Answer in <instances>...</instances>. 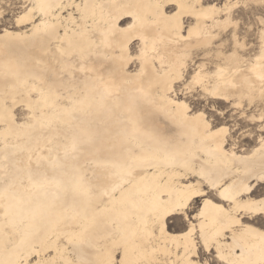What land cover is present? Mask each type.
Here are the masks:
<instances>
[{"label":"bare ground","instance_id":"1","mask_svg":"<svg viewBox=\"0 0 264 264\" xmlns=\"http://www.w3.org/2000/svg\"><path fill=\"white\" fill-rule=\"evenodd\" d=\"M23 1L0 30V264H207L199 246L264 264V138L227 149V129L174 94L195 47V85L260 121L261 17L245 27L237 1Z\"/></svg>","mask_w":264,"mask_h":264},{"label":"rangeland","instance_id":"2","mask_svg":"<svg viewBox=\"0 0 264 264\" xmlns=\"http://www.w3.org/2000/svg\"><path fill=\"white\" fill-rule=\"evenodd\" d=\"M236 1L238 2L236 5L238 4L239 5L235 7L234 13L236 14L240 12L241 14H243L242 21L243 23L246 24L245 27H251L252 29L259 28L260 26L259 24H257L258 19L262 17V15H264V10H263L264 5L262 4H260L261 6H259V4L248 2V4L249 3L251 4L249 5L246 4L247 5L246 6L245 4L242 3L244 0H210V4H214L217 7H222L225 4H231ZM26 5L27 2L24 3L23 0H0V30L8 29V28L14 29L16 25L15 20L17 16H19V14L22 12L23 8L26 7ZM173 11H175V7H169L166 9L167 13ZM182 21L185 24L184 32H186V30L190 27V25H193L195 22L194 19L188 15H183ZM137 53H138V43L134 42L131 49V55L133 56V58L128 65V69L131 72L134 71L138 66V62L135 59ZM188 56H187L188 58L186 57L185 59V65L181 69L182 77L177 83H175V87H174L175 97L178 98L179 100H183L184 102H186L192 112L204 113L206 118L212 124V126L225 127L228 133L227 142H226L227 149L232 147L234 148V151L236 150L235 152L238 154H242V153L246 154L250 152L254 147H256L259 144L258 140H260V138L261 139L264 138V130H261L262 129L261 127H263L264 129L263 126L264 121L262 120L257 121L258 116H254L255 119L252 118L251 113L249 114V112L245 111L244 108L246 106L244 105L245 103H243V107L238 110L229 103L226 104L224 102L215 101L211 99L209 96L207 98V95L203 93L200 90V87L198 85H195V82L192 80V77L194 76L197 67L202 61L200 60V55L195 53V47L189 50ZM204 69L206 71L211 72L213 71V65L206 63ZM255 194H257V198L263 197L264 186L261 185L260 187H257L255 189ZM208 195L212 196L211 193ZM200 205H201V198L195 199L191 203L190 207L187 210L188 218H191L197 212ZM192 222L195 223V220ZM262 226H263L262 228L264 229V224ZM188 227H189L188 221L184 220L182 217L180 220H176L175 218L168 219V229L169 232L172 234H179L185 232ZM193 239L194 241L196 240L195 241L196 243L198 242V239L195 236V232L193 235ZM199 245L200 244L198 243V246ZM215 256L216 254L214 252H212L209 255L206 254L199 246L198 256L196 258L194 257L193 260H196L199 263L207 262V264H225Z\"/></svg>","mask_w":264,"mask_h":264},{"label":"snow or ice","instance_id":"3","mask_svg":"<svg viewBox=\"0 0 264 264\" xmlns=\"http://www.w3.org/2000/svg\"><path fill=\"white\" fill-rule=\"evenodd\" d=\"M229 7H230V5H228V4H225V5H224V9H225V10H228ZM259 24H260L261 29H262V31H261V35H262V37H264V15H262V17H261V19H260V21H259ZM236 39H237V41H238L239 38L237 37ZM238 47H239V44H238V42H237V48H238ZM260 79H261V80H264V75H262V76L260 77ZM261 120L264 121V116L261 117ZM198 192H199L198 189H193L192 194H193V195H196V194H198ZM185 206H186V205H184L183 203L177 204L174 208L171 209V211H173V212H180V211H182V209H183Z\"/></svg>","mask_w":264,"mask_h":264}]
</instances>
